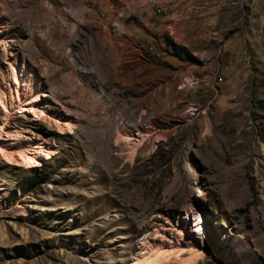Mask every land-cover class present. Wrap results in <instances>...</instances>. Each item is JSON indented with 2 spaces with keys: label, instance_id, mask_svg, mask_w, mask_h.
I'll return each instance as SVG.
<instances>
[{
  "label": "rangeland",
  "instance_id": "1",
  "mask_svg": "<svg viewBox=\"0 0 264 264\" xmlns=\"http://www.w3.org/2000/svg\"><path fill=\"white\" fill-rule=\"evenodd\" d=\"M0 20V83L12 51L40 93L9 125L55 151L0 155V264H135L184 218L194 264H264V0H0Z\"/></svg>",
  "mask_w": 264,
  "mask_h": 264
},
{
  "label": "bare ground",
  "instance_id": "2",
  "mask_svg": "<svg viewBox=\"0 0 264 264\" xmlns=\"http://www.w3.org/2000/svg\"><path fill=\"white\" fill-rule=\"evenodd\" d=\"M71 6L68 7V13H72ZM3 25V26H2ZM0 26L6 29L12 28L13 24L0 20ZM7 38V39H6ZM8 41H16L15 36L5 37L2 42L4 44ZM6 85L0 83V104L4 109V116L0 118V155L8 164L16 166L29 167L32 163H37V154H52L54 149L50 146L46 147L42 144L28 141L23 138V130L17 126L9 125L13 117L23 116L27 118L26 112L32 111L36 114L34 100L40 96L36 89V74L32 71L31 75L26 73L25 63L23 62L21 68L19 67L18 54L9 52L7 59ZM43 96H47L42 94ZM41 115H46L41 111ZM50 120L56 124L58 132L67 133L74 127V123L70 120H60L58 117L49 115ZM63 118V117H62ZM65 118V117H64ZM17 122V121H16ZM146 131V130H145ZM139 131L135 135L120 134L119 138L132 142L135 145H141L145 138H148V133ZM120 138V139H121ZM45 143V141H44ZM136 149V147H133ZM133 151V150H132ZM0 191L6 195V189L0 183ZM201 191V190H200ZM192 211V210H191ZM182 229L177 233L175 239L167 237L162 234L163 238L160 242L145 244L137 253L135 264H194L196 263L195 256L187 258L184 253L189 250H195V232L196 230L187 229L188 221L184 218L180 221ZM197 227V226H196ZM185 231V232H183ZM204 234V233H202ZM170 243H168V242ZM144 242V241H143ZM149 243V242H148ZM203 252V251H202ZM205 252V251H204ZM199 256V255H198Z\"/></svg>",
  "mask_w": 264,
  "mask_h": 264
}]
</instances>
